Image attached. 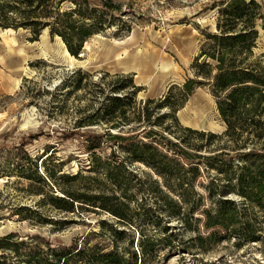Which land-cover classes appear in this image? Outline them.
<instances>
[{
	"label": "trees",
	"instance_id": "1",
	"mask_svg": "<svg viewBox=\"0 0 264 264\" xmlns=\"http://www.w3.org/2000/svg\"><path fill=\"white\" fill-rule=\"evenodd\" d=\"M113 0H0V30L60 36L78 57L93 35L113 27ZM262 0H227L205 33L192 74L159 98L137 99L132 74L93 82L91 112L61 138L79 141L76 173L46 168L49 204L88 230L69 243H46L29 264H157L164 253L199 254L218 238L237 247L262 240L264 217V52L257 53ZM117 31L131 25L119 19ZM72 81L82 88L79 71ZM209 85L225 130L183 125L178 112ZM102 124L101 130L92 126ZM37 138V135H31ZM50 183H49V182ZM93 214V215H92ZM101 216L96 229L92 216ZM102 215H106L102 217ZM60 224V225H59ZM61 228V227H58ZM6 237L1 247L9 245ZM7 241V242H6Z\"/></svg>",
	"mask_w": 264,
	"mask_h": 264
},
{
	"label": "rangeland",
	"instance_id": "2",
	"mask_svg": "<svg viewBox=\"0 0 264 264\" xmlns=\"http://www.w3.org/2000/svg\"><path fill=\"white\" fill-rule=\"evenodd\" d=\"M113 1L120 6L115 25L88 39L73 60L63 39L49 29L36 40L24 28L0 30V264H29V254L48 241L69 243L88 230L83 224L58 226V220L70 216L49 204L43 192L51 188L38 175L60 167L62 173H76L86 161L79 141L62 139L61 131L73 129L85 110L91 112L93 82L105 74L108 80L132 74L142 88L138 100L164 96L192 74L205 33L216 30L219 7L227 0ZM119 19L131 25L130 31H117ZM258 26L256 52L261 53L264 20ZM79 71L84 86L77 89L72 81ZM177 115L185 126L225 130L209 85L199 86ZM98 219L101 216L89 220ZM8 236L9 245L1 247ZM262 236L239 247L217 237L199 254L181 259L183 253H164L155 263L264 264V217Z\"/></svg>",
	"mask_w": 264,
	"mask_h": 264
},
{
	"label": "bare ground",
	"instance_id": "3",
	"mask_svg": "<svg viewBox=\"0 0 264 264\" xmlns=\"http://www.w3.org/2000/svg\"><path fill=\"white\" fill-rule=\"evenodd\" d=\"M63 44H64V47H65V52H66V54H67V56L70 58V60H73L74 59V55H72L69 51H68V49H67V47H66V44L63 42Z\"/></svg>",
	"mask_w": 264,
	"mask_h": 264
}]
</instances>
